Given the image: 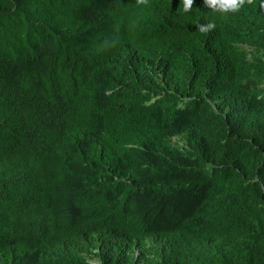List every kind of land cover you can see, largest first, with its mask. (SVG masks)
I'll list each match as a JSON object with an SVG mask.
<instances>
[{"label": "trees", "instance_id": "obj_1", "mask_svg": "<svg viewBox=\"0 0 264 264\" xmlns=\"http://www.w3.org/2000/svg\"><path fill=\"white\" fill-rule=\"evenodd\" d=\"M260 4L192 49L204 0L190 24L181 0H0V264H264ZM121 88L148 90L132 127ZM82 182L121 188L118 241L82 224Z\"/></svg>", "mask_w": 264, "mask_h": 264}, {"label": "clouds", "instance_id": "obj_2", "mask_svg": "<svg viewBox=\"0 0 264 264\" xmlns=\"http://www.w3.org/2000/svg\"><path fill=\"white\" fill-rule=\"evenodd\" d=\"M260 1V7L264 8V0ZM138 6H147L148 0H135ZM195 0H181L182 11L186 13L188 22L190 24V15L193 10ZM255 0H204V10L217 15L214 21L208 19L198 20L196 26L199 34V38L191 40L189 46L192 49L201 48L204 49L207 46V38L213 37L217 34V19L223 18L226 15L232 13H238L246 5H254ZM211 9V10H210ZM178 11H181V7ZM241 48L250 53L251 48L247 45L241 44ZM149 55V56H155ZM264 88V84L260 85ZM121 98L119 102V108L123 113V119L120 123L126 127H132L136 123L137 109L140 106L142 98H146L148 95L147 89H139L138 94L133 91H127L121 88ZM161 96H157L151 100V103L160 99ZM258 100L262 96L256 97ZM186 136L184 134L174 136L171 139L173 146L178 147L182 151L186 145ZM115 155V152H113ZM92 163L83 161L81 168L78 170L80 173H88L95 169ZM121 192V188L109 186L107 184L98 183H86L82 182L72 188L66 190L67 195L72 201L80 207L89 220L87 223H82L87 227L91 237L93 236L97 240H104L105 238H111L114 242L118 241L123 231L117 221V205L118 197ZM218 236H224L227 241L228 237L233 233L239 231L235 227H229L225 224H216ZM45 240H49L48 233L45 236ZM86 264H101L97 259H87Z\"/></svg>", "mask_w": 264, "mask_h": 264}]
</instances>
